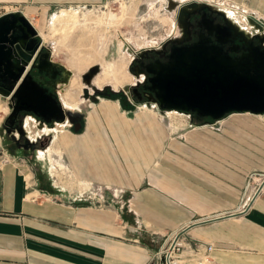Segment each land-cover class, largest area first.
<instances>
[{
	"label": "crops",
	"instance_id": "0c3cea01",
	"mask_svg": "<svg viewBox=\"0 0 264 264\" xmlns=\"http://www.w3.org/2000/svg\"><path fill=\"white\" fill-rule=\"evenodd\" d=\"M113 1L0 0V16L21 12L43 38L44 25L57 12ZM220 1L245 6L264 21V0ZM10 103L0 94V264H158L156 252L189 224L179 237L184 246L175 252L178 264H264V195L251 199L246 211L239 210L249 172L253 166L264 168V124L228 122L225 169L207 177L181 166V154H167L164 147L155 153L154 133L164 131L155 119L148 121L150 111H142L136 122L120 116L115 122L114 112L100 106L79 129L69 120L51 126L26 115L27 139L48 136L49 146L63 145L78 180L124 185L127 197L116 205L67 200L40 186L25 158L4 147L5 134L13 141L20 134L5 126ZM97 116L101 120L92 121ZM240 129L241 148L235 136ZM199 154L197 161L207 160ZM215 162L212 166L220 168ZM194 165L203 171L202 162ZM204 219L210 220L194 223Z\"/></svg>",
	"mask_w": 264,
	"mask_h": 264
},
{
	"label": "rangeland",
	"instance_id": "374dc122",
	"mask_svg": "<svg viewBox=\"0 0 264 264\" xmlns=\"http://www.w3.org/2000/svg\"><path fill=\"white\" fill-rule=\"evenodd\" d=\"M173 1L175 5L172 7L170 0H115L100 7L59 11L50 23L44 25L43 39L53 49L54 58L72 70L70 80L61 85L60 95L65 110L70 109L80 122L89 113L93 116V110L100 106L114 112L115 122L121 120L119 116L124 121L136 122L142 111H150L152 115L148 121L155 119L162 124L164 131L156 129L154 133L155 153L164 147L167 154H181L184 157H179L183 163L181 166L211 177V174L225 169L229 152L227 123L234 120L239 127L244 122L264 124V115L230 113L220 120L199 119L195 113L161 109L157 99L149 92L139 99L133 89L140 85L144 77L135 66L137 53L159 47L169 39L179 40L187 18L197 8L219 12L232 23L239 35L245 38L255 36L256 42H259L258 37H264V30H260L249 17L252 13L245 6L239 8L231 3L212 6L210 0H192L180 9V4L191 0ZM94 120L100 121L101 116L94 117ZM235 133L236 143L241 148L242 130ZM5 135L4 147L7 152L25 158L26 166L29 165L36 172L39 185L48 189L53 196L116 205L126 199L124 185L78 180L68 165L63 145L49 146L51 141H45L37 147L25 149ZM200 152L203 154L199 155L208 157L207 160L197 161V153ZM186 158L192 161H185ZM201 162L203 171L194 165ZM214 162L224 166H212ZM156 165H160V162ZM252 169L264 171V168L257 166ZM236 191L239 193V190Z\"/></svg>",
	"mask_w": 264,
	"mask_h": 264
},
{
	"label": "water",
	"instance_id": "95a60500",
	"mask_svg": "<svg viewBox=\"0 0 264 264\" xmlns=\"http://www.w3.org/2000/svg\"><path fill=\"white\" fill-rule=\"evenodd\" d=\"M170 5L173 7L175 2L170 0ZM183 6L180 4L179 8ZM249 17L260 30H264L262 19L253 13ZM225 20L226 24H213L209 30V34H215L220 43L228 41L230 36L240 34L230 21ZM16 30L19 34L13 35ZM28 31L39 34L21 12L0 16V65L7 67V72L13 75L9 88L0 86V94L11 101V111L5 119V126L9 132L17 130L24 135V118L31 114L51 126L55 122L69 120L75 129H79L80 120L72 111H65L58 96L42 88L32 77H21L30 73V66L36 58L39 62L43 60V54L45 62L52 64V51L48 47H45V53H40L39 45L34 48L27 46ZM255 38H245L247 51L237 58L226 54L221 46L205 45L206 39L203 36L195 45L173 49L168 64L159 62L158 69H149L155 74L150 79V89L154 91L160 108L191 112L199 119L213 120H220L234 112L264 115V45L255 44ZM258 39L263 41L264 37ZM144 51H139L138 56ZM18 84L20 86L17 88ZM17 120L19 127H15ZM256 196L258 191L252 199ZM191 225L180 230L175 240Z\"/></svg>",
	"mask_w": 264,
	"mask_h": 264
},
{
	"label": "flooded vegetation",
	"instance_id": "af4514ba",
	"mask_svg": "<svg viewBox=\"0 0 264 264\" xmlns=\"http://www.w3.org/2000/svg\"><path fill=\"white\" fill-rule=\"evenodd\" d=\"M198 1V0H197ZM187 2H193L186 1ZM10 18V17H9ZM226 24L224 17L216 11L204 8H197L195 12L187 18V22L184 28L183 34L179 35L180 39L175 41L163 42L159 47L145 49L142 55L138 56L135 61V66L138 67L140 72L143 74L144 79L141 81L138 87L133 89V93L139 98H143V95L147 92L151 93L155 97V93L150 89L151 87V77H154V73L150 72L149 69H158V63L168 64L170 62V56L173 49L192 46L199 43L200 37L203 36L206 39L205 45L207 46H221L224 52L234 58L240 57L244 52L247 51V44L245 38L242 35L230 36L228 41L224 43L218 42L215 34H209L210 26L212 25ZM26 40L27 46L35 47L39 45L40 53H45L47 47L44 45V40L39 34H33L31 31ZM215 33V31H214ZM19 31L13 32V35H18ZM177 36V38H179ZM259 40V39H258ZM255 44H262L264 42L254 41ZM44 55V54H43ZM42 55V61L36 58L32 65L30 66V73L22 75L21 77H32L37 81L42 88L47 89L49 93H54L55 96L61 97V85L67 83L72 77V70L65 66L64 63L51 57L50 61L52 64L45 62V55ZM41 58V57H40ZM135 68V67H134ZM12 74L7 72V67L0 65V86L9 88L12 85ZM23 81V80H22ZM20 84L17 85V88ZM63 91V89H62ZM67 113L70 109L65 110ZM198 117V116H197ZM20 118V117H19ZM199 118V117H198ZM10 125V124H9ZM15 127H19L18 120L16 121ZM47 143L50 141V137H42L39 140L33 142L27 140V137L22 134L18 135V138L14 141L23 148L37 147L38 144Z\"/></svg>",
	"mask_w": 264,
	"mask_h": 264
},
{
	"label": "built area",
	"instance_id": "2783aa9c",
	"mask_svg": "<svg viewBox=\"0 0 264 264\" xmlns=\"http://www.w3.org/2000/svg\"><path fill=\"white\" fill-rule=\"evenodd\" d=\"M198 1H206V0H198ZM208 1V0H207ZM209 4L226 6L225 2L220 0H210ZM258 191V195H264V171L253 169L248 174V181L245 186L244 194L242 196V200L240 202L239 210H244L249 201L253 198L254 194ZM184 246L183 239L175 240V237L169 242L167 246L158 250L155 254V257L158 259V264H177L175 260V252L180 251ZM208 248H212L210 244H208Z\"/></svg>",
	"mask_w": 264,
	"mask_h": 264
},
{
	"label": "bare ground",
	"instance_id": "6f19581e",
	"mask_svg": "<svg viewBox=\"0 0 264 264\" xmlns=\"http://www.w3.org/2000/svg\"><path fill=\"white\" fill-rule=\"evenodd\" d=\"M54 18H55V17H54ZM54 18H53V19H54ZM135 53H137V52H135ZM61 103H62V101H61ZM62 104H63V103H62ZM63 106H64V105H63ZM55 131H56V130H55ZM257 197H258V196H257ZM175 261H176V263L178 264V260H175Z\"/></svg>",
	"mask_w": 264,
	"mask_h": 264
},
{
	"label": "trees",
	"instance_id": "16d2710c",
	"mask_svg": "<svg viewBox=\"0 0 264 264\" xmlns=\"http://www.w3.org/2000/svg\"><path fill=\"white\" fill-rule=\"evenodd\" d=\"M16 144V143H15Z\"/></svg>",
	"mask_w": 264,
	"mask_h": 264
}]
</instances>
